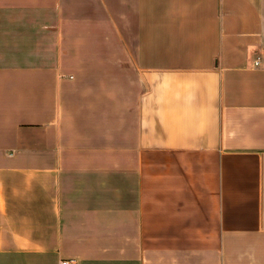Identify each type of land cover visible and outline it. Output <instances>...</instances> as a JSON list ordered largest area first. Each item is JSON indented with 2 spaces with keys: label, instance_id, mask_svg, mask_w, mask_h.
<instances>
[{
  "label": "crops",
  "instance_id": "crops-1",
  "mask_svg": "<svg viewBox=\"0 0 264 264\" xmlns=\"http://www.w3.org/2000/svg\"><path fill=\"white\" fill-rule=\"evenodd\" d=\"M63 259L264 264V0H0V264Z\"/></svg>",
  "mask_w": 264,
  "mask_h": 264
},
{
  "label": "built area",
  "instance_id": "built-area-1",
  "mask_svg": "<svg viewBox=\"0 0 264 264\" xmlns=\"http://www.w3.org/2000/svg\"><path fill=\"white\" fill-rule=\"evenodd\" d=\"M61 264H77V260L76 259H63L61 261Z\"/></svg>",
  "mask_w": 264,
  "mask_h": 264
}]
</instances>
